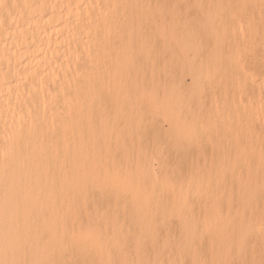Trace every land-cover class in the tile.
Here are the masks:
<instances>
[{
	"label": "bare ground",
	"instance_id": "6f19581e",
	"mask_svg": "<svg viewBox=\"0 0 264 264\" xmlns=\"http://www.w3.org/2000/svg\"><path fill=\"white\" fill-rule=\"evenodd\" d=\"M173 4L212 15L219 47L197 75L210 94L200 133L184 124L156 174L136 162L126 103L101 96L122 83L123 69H106L112 57L154 38L160 26L146 18ZM262 88V0H4L0 264H259ZM96 109L112 113V129L94 123Z\"/></svg>",
	"mask_w": 264,
	"mask_h": 264
},
{
	"label": "rangeland",
	"instance_id": "374dc122",
	"mask_svg": "<svg viewBox=\"0 0 264 264\" xmlns=\"http://www.w3.org/2000/svg\"><path fill=\"white\" fill-rule=\"evenodd\" d=\"M187 8L183 11L173 4L169 17H147L150 24H159L158 34L152 39L148 34L137 37L125 55L113 56L106 66L109 72L123 69L124 75L122 83L108 87L101 99L126 103L123 111L127 125L135 129L139 137L140 155L136 162L156 174L163 162L171 163L178 153L176 138L182 126L189 125L192 136L200 133L195 116L209 110L199 98L210 94L202 92L205 84L197 75L215 63L217 56L210 51L219 47V35L212 15L205 17L198 7ZM166 10L161 8L163 14ZM208 87L215 89L213 82ZM95 111L94 123L101 124L105 120L109 129L115 126L117 120L111 112ZM150 115L157 117L156 124L148 123ZM170 123L176 124L174 129H170ZM107 141L112 144L110 139ZM129 149L127 153L131 158Z\"/></svg>",
	"mask_w": 264,
	"mask_h": 264
},
{
	"label": "snow or ice",
	"instance_id": "6c2138e0",
	"mask_svg": "<svg viewBox=\"0 0 264 264\" xmlns=\"http://www.w3.org/2000/svg\"><path fill=\"white\" fill-rule=\"evenodd\" d=\"M262 3H264V0H262ZM3 6H4V0H0V7H3ZM238 7L245 8L247 6L246 5H239ZM239 56H240L239 52L235 53V57L237 59V62L239 61ZM262 92H264V88H262ZM252 264H255V262H252ZM259 264H264V255H262V258H261Z\"/></svg>",
	"mask_w": 264,
	"mask_h": 264
}]
</instances>
